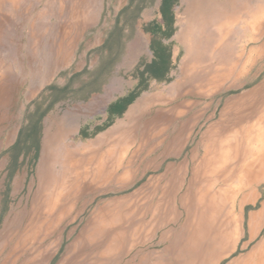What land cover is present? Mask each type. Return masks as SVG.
Here are the masks:
<instances>
[{
    "label": "rangeland",
    "instance_id": "1",
    "mask_svg": "<svg viewBox=\"0 0 264 264\" xmlns=\"http://www.w3.org/2000/svg\"><path fill=\"white\" fill-rule=\"evenodd\" d=\"M193 1L170 0L168 35L165 0H0V264H244L260 248L264 7L257 31L187 62L185 31L212 5L246 17L263 1ZM211 140L223 151L203 165Z\"/></svg>",
    "mask_w": 264,
    "mask_h": 264
},
{
    "label": "bare ground",
    "instance_id": "2",
    "mask_svg": "<svg viewBox=\"0 0 264 264\" xmlns=\"http://www.w3.org/2000/svg\"><path fill=\"white\" fill-rule=\"evenodd\" d=\"M1 1H3V0H1ZM229 3L230 2H228V4ZM197 5L200 6L198 3H197ZM212 6L210 8L213 10V14L209 13V15L208 14L202 15V17L197 21V23H199L198 26L195 27L193 24H190V22H189V25L187 24L185 35H187V33H188V35H190V37L187 39L189 48H188V56H187L186 62L189 58H191L192 54H195L198 52V48H201L205 44L206 40H210V39H214V38L217 40L219 39L221 41L225 40L226 37L228 36V34L230 33V31L238 24L237 22L242 18V15H243L242 10L243 9L240 8V6H237L235 4H232L231 6H229V8L227 6H225L226 8L222 7L221 5H218V6L212 5ZM193 9H194V7H193ZM195 11H197V10L195 9ZM197 13H199V12L197 11L196 15H197ZM257 22L258 21H257V17H256L254 19V21H252L250 24L246 25L245 29L246 30L249 29V30L255 32L257 29ZM209 23H215V25L212 24L213 25L212 26ZM255 39L256 38L254 37L252 40H255ZM255 53H257V50H255ZM221 148H222V145L220 144L218 146L217 142L214 140H211L208 144H206V150H205L206 152L205 153L208 156L206 157L205 161H203L204 162L203 165H206V163L212 164V161H213L212 154L213 153H221L223 151V150H221ZM73 161L74 160H72V157H69L66 160V163H64V165L66 166L64 169L69 170L67 173V175H68L67 178L69 177V172L71 171L70 169L73 166ZM194 174H195V176H194L195 182L202 181L204 179L205 173H202V175H200L199 172H197V173L194 172ZM205 180H208V178L206 177ZM213 192H214V184H211L204 192H200V196L198 197V200H197L198 206H196V208L194 209L195 213L197 211V207H202L203 205L209 206L210 203L204 204L206 202L205 199L207 198L209 200L211 198H215V194ZM240 193H241V189H238L236 191V195H239ZM242 200H244V198H242ZM210 205L211 206H209V207H212V204H210ZM262 205H263V208H262L261 212L252 213L250 216L249 232H250L251 239H253L256 236V234L258 233V229H257L258 228V219L260 218V216H262V214H264V202ZM219 208L220 207H216L214 212L217 213L219 211ZM187 210L189 211L188 215L190 217L191 209L188 208ZM230 214H232V211H230ZM233 223L236 224V227L238 226V224H239L238 216L233 215L232 220L229 222V225L231 226ZM245 245L246 244H244V246ZM244 264H264V241H263V243L259 249L252 252L246 258V261L244 262Z\"/></svg>",
    "mask_w": 264,
    "mask_h": 264
},
{
    "label": "trees",
    "instance_id": "3",
    "mask_svg": "<svg viewBox=\"0 0 264 264\" xmlns=\"http://www.w3.org/2000/svg\"><path fill=\"white\" fill-rule=\"evenodd\" d=\"M171 6H172V2H170V0H165L163 7H162L163 13L165 15V19H167V24L169 26V31H167L168 35H170L173 32V29H172L173 15L171 13ZM159 29H161V27H159ZM167 59H168V54L165 53L164 49H161L159 58L156 61H154V66L155 65L157 66V68L155 67L154 71L152 72L154 78L159 79V80L164 79V77L166 76L168 72V67H169L167 63ZM128 103H130L129 100L126 102H123L122 104L115 106V108L112 109L113 115H118V116L121 115L123 112V108Z\"/></svg>",
    "mask_w": 264,
    "mask_h": 264
},
{
    "label": "crops",
    "instance_id": "4",
    "mask_svg": "<svg viewBox=\"0 0 264 264\" xmlns=\"http://www.w3.org/2000/svg\"><path fill=\"white\" fill-rule=\"evenodd\" d=\"M184 1H186V0H184ZM263 2H260V3H258L257 4V9L254 11H252V12H248V15H246V17L244 16V15H242V18L237 22L238 24H245V25H248V24H250L252 21H254V19L257 17V29H258V27L260 26V24H262L263 25V23H260L261 22V16L259 15V8H262V7H264V0H262ZM193 4H195L196 5V3H197V0H194L193 2H192ZM218 5H220V4H218ZM244 6L246 7V4L245 3H243L240 7H242V9H244ZM191 7V6H190ZM246 8H248V7H246ZM249 10V9H248ZM251 13V14H250ZM189 17V16H188ZM63 19V18H62ZM58 21L59 22H63L62 20H60V19H58ZM257 29H256V31H257ZM61 54H63V53H61ZM65 54V53H64ZM14 78H13V87L14 88H16V74H14ZM11 85V83H9V81L8 80H5L2 84L0 83V87H9ZM119 104H122V102L121 101H119V102H117V103H115V106H117V105H119ZM115 108V107H114ZM113 108V109H114ZM263 208V207H262ZM261 210V209H260ZM262 211V210H261ZM260 211V212H261ZM259 213V212H258ZM251 216V215H250ZM262 219V220H261ZM261 221V222H260ZM247 225H248V233H249V235H248V241L249 240H251V236H250V232H249V229H250V217H249V221H248V223H247ZM262 225L264 226V214H262V216H260V218L258 219V228L257 229H260V227L262 228ZM246 235V234H245ZM244 235V236H245Z\"/></svg>",
    "mask_w": 264,
    "mask_h": 264
}]
</instances>
